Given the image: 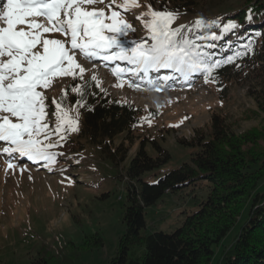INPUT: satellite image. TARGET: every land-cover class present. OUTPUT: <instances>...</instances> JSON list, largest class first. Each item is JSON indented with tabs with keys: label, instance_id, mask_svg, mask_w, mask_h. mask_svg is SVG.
I'll use <instances>...</instances> for the list:
<instances>
[{
	"label": "rangeland",
	"instance_id": "obj_1",
	"mask_svg": "<svg viewBox=\"0 0 264 264\" xmlns=\"http://www.w3.org/2000/svg\"><path fill=\"white\" fill-rule=\"evenodd\" d=\"M18 1L22 5L28 0L0 2V25L9 30L2 29L0 34V140H3L0 145V264H31L42 247L49 245L54 252L63 253L69 241L80 245L95 232L102 235L104 245L83 253L74 264H109L126 230V184L117 177V168L77 135L81 124L78 105L65 109L57 105V96L66 88L70 77L76 75L97 83L105 87L111 99L139 107L147 115L151 113L146 119L149 123L146 131L156 136L171 153L167 162L143 174L145 180L154 181L190 160L199 145L183 144L177 139L190 141L198 128L206 131L213 114H223L239 131L260 125L264 112L261 111L258 119L248 115L255 108L260 81L264 82V64L239 70L221 88L211 79L191 73L198 66L180 49L198 47L188 42L189 35L180 34L178 29L172 31L164 23L168 18L173 27L191 29L205 19L204 11L210 13L209 0L195 1L198 8L187 15H194L192 18L171 11L168 0H49L47 5L40 3L35 10L40 14L41 27L17 11L4 16L9 3L18 6ZM225 1L233 4L236 0ZM136 4L143 5L142 19L138 14L144 12L140 13ZM74 13L82 19L75 26ZM52 21L65 30L54 27ZM146 30L149 32L144 35ZM97 33L98 42L90 40ZM67 36L71 39L68 42ZM172 36L175 42L171 45L167 38ZM137 38L138 41H132ZM180 38H186L184 43L177 42ZM105 43L111 45L105 46ZM50 47L62 53V58L54 67L42 71L37 62ZM96 51L116 53L120 58L116 64H104L95 59ZM136 60L144 63L138 64ZM166 60L183 61L185 77H159L160 70L166 68L163 65ZM148 73L154 75L156 82L161 78L166 81L151 89L145 87L139 78ZM130 83L144 89L136 91ZM161 105L162 109H156ZM153 110L157 111L155 116ZM69 136L85 141L84 149L69 153L60 149L58 143ZM54 149L62 151L58 160H40L41 155L47 156ZM13 156L26 161H13ZM41 163L42 166L38 165ZM208 191L207 182H201L164 195L146 207L147 225L143 231L175 230L183 221L182 211L195 210ZM104 193L108 195L103 196ZM248 212L249 205L220 245L215 246L213 264L234 241ZM129 253L134 256L133 249Z\"/></svg>",
	"mask_w": 264,
	"mask_h": 264
},
{
	"label": "trees",
	"instance_id": "obj_2",
	"mask_svg": "<svg viewBox=\"0 0 264 264\" xmlns=\"http://www.w3.org/2000/svg\"><path fill=\"white\" fill-rule=\"evenodd\" d=\"M168 1L169 9L185 18H192L194 15H187L198 8L196 0ZM134 6L144 12L143 5ZM207 8L210 13L204 11L205 19L187 31L188 42L199 47L191 50L195 62L210 68L207 78L221 88L239 70L264 64V0H236L233 4L209 0ZM214 9L219 10L211 13ZM23 14L28 15L26 11ZM138 15L142 19L145 12ZM165 21V27L171 25V19ZM260 83L255 108L250 109L248 118L258 119L264 112V82ZM57 105L63 109L78 105L81 124L77 135L85 138L103 160L111 162L118 170L117 177L126 184V230L109 264H213L215 246L220 245L247 205L246 221L216 264H264V116L260 125L239 131L223 114H213L206 131L198 128L190 141L177 139L183 144L199 145L190 160L148 181L143 174L159 168L171 153L146 131L149 115L141 108L111 99L105 87L76 75L59 92ZM58 146L65 153L80 152L85 141L69 136ZM49 153L47 156L58 160L62 151ZM47 156L40 158L47 160ZM201 182H207L208 195L195 210L182 211L185 215L181 225L171 232L143 231L147 206L168 193ZM103 245L104 238L95 232L80 245L69 241L63 253L44 246L31 264H74L83 253Z\"/></svg>",
	"mask_w": 264,
	"mask_h": 264
},
{
	"label": "water",
	"instance_id": "obj_3",
	"mask_svg": "<svg viewBox=\"0 0 264 264\" xmlns=\"http://www.w3.org/2000/svg\"><path fill=\"white\" fill-rule=\"evenodd\" d=\"M61 59V53L54 47L49 48L43 54V59L39 61L38 66L46 70L56 65Z\"/></svg>",
	"mask_w": 264,
	"mask_h": 264
}]
</instances>
